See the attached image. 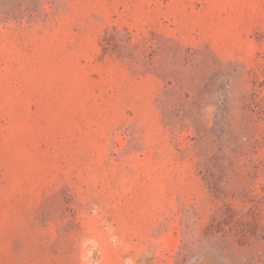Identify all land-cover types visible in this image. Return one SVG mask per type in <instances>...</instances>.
Returning <instances> with one entry per match:
<instances>
[{
    "label": "rangeland",
    "instance_id": "1",
    "mask_svg": "<svg viewBox=\"0 0 264 264\" xmlns=\"http://www.w3.org/2000/svg\"><path fill=\"white\" fill-rule=\"evenodd\" d=\"M0 264H264V0H0Z\"/></svg>",
    "mask_w": 264,
    "mask_h": 264
}]
</instances>
